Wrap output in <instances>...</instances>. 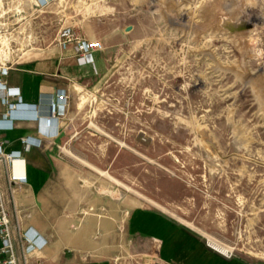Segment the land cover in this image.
<instances>
[{
	"label": "rangeland",
	"instance_id": "rangeland-1",
	"mask_svg": "<svg viewBox=\"0 0 264 264\" xmlns=\"http://www.w3.org/2000/svg\"><path fill=\"white\" fill-rule=\"evenodd\" d=\"M9 1L31 32L21 63L60 57L65 28L102 43L61 117L56 155L79 202L66 230L92 254L125 246L131 211L156 210L264 261V0ZM88 252L80 264L99 260Z\"/></svg>",
	"mask_w": 264,
	"mask_h": 264
},
{
	"label": "crops",
	"instance_id": "crops-1",
	"mask_svg": "<svg viewBox=\"0 0 264 264\" xmlns=\"http://www.w3.org/2000/svg\"><path fill=\"white\" fill-rule=\"evenodd\" d=\"M25 60L11 72L10 84L20 88L26 105L38 109L40 121L20 123L1 135L9 142L10 151L22 152L25 163L22 175H26L27 181L16 190L22 226L32 227L46 242L34 264H80L87 251L99 259L92 264H133L130 261L138 257L159 264H264L249 257L220 254L186 225L163 212L142 208L131 211L125 220V246L113 244L91 254L80 233L66 230L64 224L73 227L77 223L78 210L74 207L79 202L66 192L70 178L63 175L62 162L56 155L62 140L63 119L56 118L51 126L46 125L51 101L60 90L70 93L71 78L83 74L87 66L78 62V55L71 48L57 58ZM26 137L36 139L37 144L39 140L40 146L33 145L25 151L22 139ZM68 202L70 207L65 209ZM118 259L125 263H119Z\"/></svg>",
	"mask_w": 264,
	"mask_h": 264
},
{
	"label": "built area",
	"instance_id": "built-area-1",
	"mask_svg": "<svg viewBox=\"0 0 264 264\" xmlns=\"http://www.w3.org/2000/svg\"><path fill=\"white\" fill-rule=\"evenodd\" d=\"M60 1L34 0V7L39 9ZM10 4L9 0H0V264H34L37 252L45 248L46 242L32 227L25 229L22 226L16 190L17 186L27 181L26 175H22L25 163L22 152L10 151L9 142L1 135L14 130L20 123L40 121L38 109L26 105L20 88L10 84L11 72L21 63L23 53L30 46L23 41L27 42L31 37L30 30L24 26L26 19L17 18L22 13L12 11ZM60 45L64 49H73L80 64L87 63V54L102 49L101 42H87L77 38L70 28L62 30ZM68 99L69 95L64 90L56 94L49 104L47 126H51L54 119L62 117ZM36 141L30 137L23 138L24 150L29 151L33 145L40 146V141L38 144Z\"/></svg>",
	"mask_w": 264,
	"mask_h": 264
},
{
	"label": "bare ground",
	"instance_id": "bare-ground-1",
	"mask_svg": "<svg viewBox=\"0 0 264 264\" xmlns=\"http://www.w3.org/2000/svg\"><path fill=\"white\" fill-rule=\"evenodd\" d=\"M32 1L34 2V0H32ZM16 3H17V4H16ZM16 3L14 2V3H13V6L16 5V7H17L18 5H21V2H19V1H17ZM18 7H19V6H18ZM20 9H22V7H21ZM27 53H28V52H27ZM27 53H26V54H27ZM26 54H25V55H26ZM25 55H24V56H25ZM43 106H44V105H43ZM44 120H45V119H44ZM57 123H58V121H57ZM57 135H59V134H57ZM18 165H20V164H18ZM38 252H39V251H38ZM38 252H37V253H38Z\"/></svg>",
	"mask_w": 264,
	"mask_h": 264
}]
</instances>
